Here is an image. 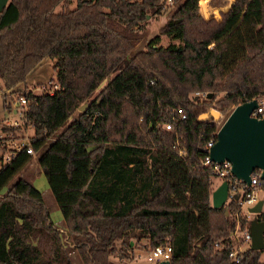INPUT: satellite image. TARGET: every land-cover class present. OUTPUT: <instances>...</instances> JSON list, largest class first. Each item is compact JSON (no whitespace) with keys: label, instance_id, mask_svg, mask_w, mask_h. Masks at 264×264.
Segmentation results:
<instances>
[{"label":"trees","instance_id":"trees-1","mask_svg":"<svg viewBox=\"0 0 264 264\" xmlns=\"http://www.w3.org/2000/svg\"><path fill=\"white\" fill-rule=\"evenodd\" d=\"M200 1H180L141 49L161 0L7 1L0 91L27 101L28 143L65 236L40 192L17 176L31 159L19 152L0 166V264H72L71 253L81 264H114L142 241L143 250L169 246L161 264H264V248L229 257L228 236L250 221L233 199L211 207V166L202 164L216 131L210 110L264 95V0H234L217 20L200 14ZM160 36L177 43L158 45ZM45 58L57 89L13 91ZM252 218L264 221V209Z\"/></svg>","mask_w":264,"mask_h":264},{"label":"water","instance_id":"water-1","mask_svg":"<svg viewBox=\"0 0 264 264\" xmlns=\"http://www.w3.org/2000/svg\"><path fill=\"white\" fill-rule=\"evenodd\" d=\"M7 1L0 0V12ZM202 7L207 20H217L219 14L229 8L225 10L221 8L219 0H202ZM255 106V100L252 99L232 107L216 131L215 142L208 150L210 162H228L230 173L245 185L249 184V176L254 171H258L259 180L264 181V115L260 118L250 117L249 114ZM84 107V104L81 105L78 111H82ZM226 198L227 184L221 181L210 193L211 207L213 209L223 207ZM232 199L236 200L237 196H232ZM261 208L262 202L258 201L248 209V213L257 215L261 212ZM263 232L264 221H256L252 218L248 225L249 249L264 248Z\"/></svg>","mask_w":264,"mask_h":264},{"label":"rangeland","instance_id":"rangeland-1","mask_svg":"<svg viewBox=\"0 0 264 264\" xmlns=\"http://www.w3.org/2000/svg\"><path fill=\"white\" fill-rule=\"evenodd\" d=\"M182 0H178L176 3H173L169 7H163L161 10V13L158 16L155 17H147L146 22L143 24L142 27V40L141 42L135 47V49H141L144 47L145 42L152 37L153 35L157 34L159 27L168 19L172 11L177 7L178 3ZM234 0H219V5L224 10L227 9L231 3ZM73 7V4L70 5ZM200 6V14L205 17V12L202 7V1L199 2ZM219 19V18H217ZM169 43L176 44V41H171L167 39L164 36H160V41L158 45L166 46ZM54 61L50 59H42L37 65H35L25 76L24 82L19 84L13 91H23L31 92L33 95H40L44 92L51 91L52 84H54V72L52 70V65ZM124 64V61L117 66V68L110 73L107 78L103 81V84L106 83ZM17 93V92H15ZM15 93L9 94L8 91H0V126H3L4 120H21L19 118V114H14L12 109L14 108V101L16 100L17 95ZM96 93V91H95ZM94 93V94H95ZM3 104L9 106L8 108H4ZM231 109H229L227 112H225L222 115V119L230 112ZM69 120H67L68 122ZM23 122V121H22ZM23 125L21 127H18L13 130L11 134L17 138H29V136L32 133V130L30 126L26 125L25 123H22ZM4 127V126H3ZM8 128V127H7ZM9 132H0V136L3 137L4 134H7ZM35 155L31 156L30 161L28 164L17 174V176L22 177L23 179L27 180L31 183V185L40 192L42 196V201L44 206L47 209L49 218L53 225L57 228L61 236H65V230L63 223L61 221L60 213L55 205L54 199L52 195L50 194L44 176L40 173L36 162H35ZM16 178V176H15ZM14 178V179H15ZM211 188L214 189L218 184L219 181L212 179L211 180ZM4 190H2L1 193H3ZM257 201H262V208L261 211L264 209V192L260 191L256 195ZM244 209V208H243ZM243 211V210H242ZM254 215H250L249 220H252V217ZM238 234V233H237ZM236 234V235H237ZM264 236V232H263ZM131 243V241H130ZM143 241L139 242L134 245L133 254L130 257L122 258L120 256V252L115 254L110 258V260L114 264H150L147 263L144 259V254L146 250H143ZM249 244L240 242L241 249H245L248 247ZM70 248L69 245L65 247L66 250ZM70 260L72 264H81L79 259L76 257L74 253L70 254ZM262 261V257L259 259Z\"/></svg>","mask_w":264,"mask_h":264},{"label":"built area","instance_id":"built-area-1","mask_svg":"<svg viewBox=\"0 0 264 264\" xmlns=\"http://www.w3.org/2000/svg\"><path fill=\"white\" fill-rule=\"evenodd\" d=\"M163 3V7H169L172 4V0H161ZM57 89L56 84H52L51 93L53 90ZM32 94L31 92H29ZM33 95V94H32ZM191 97L195 100H205L207 98L206 93L204 92H194ZM256 106L250 112L249 116L253 118H260L264 115V95L257 96L254 98ZM16 105V106H15ZM27 101L23 96L16 98L14 101V108L12 109L14 114H19V120H4L3 126L5 128L16 129L21 127L24 122V112L26 109ZM174 114L178 116L179 119H183V115L179 109L173 111ZM209 114L212 117V122L216 124V131L220 127V125L225 120L226 116L222 119V115L215 110H210ZM162 128L165 131H171L170 123H165L162 125ZM213 136L214 139H210L207 141L203 151L205 152V156L203 159V165H210V174L211 180H217L219 183L221 181H225L227 184V198L226 202L232 199V196L236 195L237 199L234 200L237 202L239 210L241 214L244 215L245 218L249 220L251 214L248 213V209L253 206L257 202V193L260 191L264 192V181L259 180L258 172L252 173L249 176V184L245 185L242 181L235 179L233 175L230 173V165L228 162L223 161L221 163H212L208 159V150L215 142V133ZM1 132V131H0ZM9 132L4 134L3 137L0 136V166L6 164L10 161V159L19 152H24L26 155L34 156V152L32 151L28 138H17ZM174 147L178 148V155H182L184 152V148L180 145V138L176 136L174 141ZM244 208V209H243ZM243 210V211H242ZM250 221V220H249ZM249 225V224H248ZM238 233V234H237ZM237 234V235H236ZM231 240L234 241V249L229 254V257L236 261L238 258V254L243 250L240 247V242H244L249 244L250 237L248 233V226L246 230L239 231L238 226L236 225L234 230L228 236ZM216 245V243H214ZM170 256V248L169 246H154L146 250L144 254V259L147 263L150 264H161L167 262Z\"/></svg>","mask_w":264,"mask_h":264},{"label":"crops","instance_id":"crops-1","mask_svg":"<svg viewBox=\"0 0 264 264\" xmlns=\"http://www.w3.org/2000/svg\"><path fill=\"white\" fill-rule=\"evenodd\" d=\"M258 201H261V200H258ZM258 201H257V202H258ZM261 202H262V201H261ZM61 221H62V219H61Z\"/></svg>","mask_w":264,"mask_h":264}]
</instances>
